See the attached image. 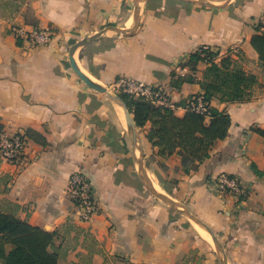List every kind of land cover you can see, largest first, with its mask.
<instances>
[{
	"label": "crops",
	"instance_id": "0c3cea01",
	"mask_svg": "<svg viewBox=\"0 0 264 264\" xmlns=\"http://www.w3.org/2000/svg\"><path fill=\"white\" fill-rule=\"evenodd\" d=\"M137 5L133 32L117 35L114 29L132 28L136 0H0V124L26 138L21 167L0 161V200L18 204L19 219L56 233L54 244L65 249L57 264H123L114 257L131 264H264V138L254 132L264 130V74L250 45L252 35H264L255 30L264 0ZM12 26L49 28L52 39L31 48ZM97 34L72 54L81 72L106 88L119 78L159 86L176 116L185 113L182 102L202 93L207 63L195 71L183 66L202 47L218 53L215 61L235 49L232 58L258 85L248 101H210L229 115L228 134L185 174L179 155L160 157L147 141L149 122L135 126L133 142L118 105L72 71L70 48ZM177 77L192 81L172 86ZM140 161L154 189L205 224L216 243L149 191ZM77 171L88 177L99 206L86 223L65 196ZM221 174L238 177L245 195L219 194L210 180Z\"/></svg>",
	"mask_w": 264,
	"mask_h": 264
},
{
	"label": "trees",
	"instance_id": "16d2710c",
	"mask_svg": "<svg viewBox=\"0 0 264 264\" xmlns=\"http://www.w3.org/2000/svg\"><path fill=\"white\" fill-rule=\"evenodd\" d=\"M250 45L264 71V35H252ZM240 55L237 53L236 56ZM217 56L218 53L210 48L202 47L191 53L183 64L189 70L195 71L200 61L207 63L202 78L198 81L202 90L200 95L209 104L207 118L191 111H185L183 116H176L166 107L119 94L136 127L150 123L146 139L157 149V155H179L185 174L196 170L209 157L214 143L223 140L228 134L229 115L211 107L210 101L215 98L223 103L245 102L250 100L258 85L257 77L246 72L240 62L229 55V51L215 61ZM189 81H192L191 77H177L171 84L176 87ZM2 130L0 124V131ZM254 132L264 138V130L254 129ZM18 211V204L6 199L0 200V264H57L58 259L65 255V249L54 244L56 233L44 231L19 219ZM111 260L131 264L117 257Z\"/></svg>",
	"mask_w": 264,
	"mask_h": 264
},
{
	"label": "built area",
	"instance_id": "2783aa9c",
	"mask_svg": "<svg viewBox=\"0 0 264 264\" xmlns=\"http://www.w3.org/2000/svg\"><path fill=\"white\" fill-rule=\"evenodd\" d=\"M261 24L260 32L264 33V21H261ZM11 29L17 40L24 42L31 48L47 45L53 35L49 28L12 26ZM229 55L234 57L235 49H231ZM109 88L118 94H125L134 99H144L154 105L163 106L172 111L176 109V104L170 101L168 95L159 86L127 78H119L113 81ZM182 109L202 114L206 118L209 115V104L203 100L200 94L187 98ZM25 144L26 138L22 132L16 131L12 135H8L3 130L0 131V161H4L16 168L21 167L25 162ZM210 183L221 195L240 197L246 193V186L238 177L233 175H218L212 178ZM93 192L92 184L83 172L77 171L68 177L65 196L73 206L80 222H89L99 211Z\"/></svg>",
	"mask_w": 264,
	"mask_h": 264
},
{
	"label": "water",
	"instance_id": "95a60500",
	"mask_svg": "<svg viewBox=\"0 0 264 264\" xmlns=\"http://www.w3.org/2000/svg\"><path fill=\"white\" fill-rule=\"evenodd\" d=\"M143 0H136V6L133 12V25L131 29H114V31L116 32L117 35H127L133 32L134 28L137 25V15H138V3L141 2ZM99 37V34L95 35L94 37L90 38V39H83L80 42H78L77 44H75L74 46H72L69 50V64L70 67L72 69V71L76 74V76L90 89L97 91L99 93H102L103 95H105V97H107L111 102L115 103L116 105H118L119 107L122 108L123 111V115H124V119L127 125V129L131 134L132 140L133 142L137 141L136 138V131H135V123L133 121L132 116L130 115V113L128 112L126 105L124 104V102L122 101V99L120 98L119 94H114L112 92H110L109 90H107V88L102 87L96 83H94L91 79H89L85 74H83L81 72V70L78 68L72 54L74 52V50L76 49V47H78L79 45H83L85 43H88L89 41L92 40H96ZM139 166H140V175L141 178L143 179L145 186L149 189V191H151V193L153 195H155L157 198L161 199L162 201H164L165 203H167L168 205H170L171 207H173L174 209H176L177 211H179L180 213H182L184 216H186L189 220H191L192 222H194L197 226H199L200 228H202L207 234H209L211 236V238L213 239V241L216 243L215 237L213 236V234L211 233V231L208 229V227L203 224L202 222H200L199 220H197L195 217H193L186 209H184L182 206H180L179 204H177L176 202H174L173 200H171L169 197H167L166 195H163L161 193H158L154 187L151 185V183L149 182L145 170L142 166L141 161L139 162ZM216 246H218L216 244ZM222 263L225 264V260L222 259Z\"/></svg>",
	"mask_w": 264,
	"mask_h": 264
},
{
	"label": "rangeland",
	"instance_id": "374dc122",
	"mask_svg": "<svg viewBox=\"0 0 264 264\" xmlns=\"http://www.w3.org/2000/svg\"><path fill=\"white\" fill-rule=\"evenodd\" d=\"M261 21H264V18L261 17V18L259 19V24H258V25L256 24V26H255V30L260 31V27H261V25H262V24H261ZM223 56H224V55H223ZM223 56H221V57H223ZM217 57H218V56H217ZM217 57H216V58H217ZM221 57H220V58H221ZM216 58H215V59H216ZM238 59L241 60V61H244V58H243L242 55H240V56L238 57ZM262 72H263V74H264V71H263V70H262ZM102 87H105V86H102ZM105 88H106V87H105ZM107 90H109L110 92H112V93H114V94H118L117 92L113 91V90L110 89V88H107ZM157 192H158V191H157ZM158 193H160V192H158ZM161 194H162V193H161ZM163 195H164V194H163ZM155 197H156V196H155ZM156 198H157V197H156ZM157 199H159V198H157ZM159 200H161V199H159ZM195 227H196V228L198 229V231L202 234V232H203L202 230H203V229L200 228V227L197 226V225H195ZM200 229H201V231H200Z\"/></svg>",
	"mask_w": 264,
	"mask_h": 264
},
{
	"label": "bare ground",
	"instance_id": "6f19581e",
	"mask_svg": "<svg viewBox=\"0 0 264 264\" xmlns=\"http://www.w3.org/2000/svg\"><path fill=\"white\" fill-rule=\"evenodd\" d=\"M117 107H118L119 111L122 112V108L119 107V106H117ZM202 231H203V232H202V235L207 236V235H206V232H205L204 230H202ZM210 238H211V237H210Z\"/></svg>",
	"mask_w": 264,
	"mask_h": 264
}]
</instances>
